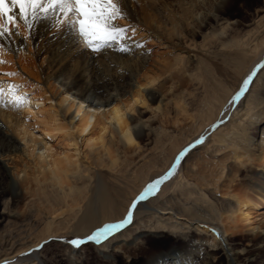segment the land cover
I'll return each instance as SVG.
<instances>
[{
  "label": "bare ground",
  "instance_id": "obj_1",
  "mask_svg": "<svg viewBox=\"0 0 264 264\" xmlns=\"http://www.w3.org/2000/svg\"><path fill=\"white\" fill-rule=\"evenodd\" d=\"M228 1L120 0L127 18L119 23L135 27L133 39L143 45L128 53L117 47L93 53L67 32L50 35L47 21L26 47L21 37L4 41L11 60H41L47 91L58 88L49 99H59L38 133L28 116L39 117L34 109L44 101L20 80L0 81V262L57 264L63 255L71 264H90L93 250L97 264H264V211L244 243L228 233L237 212L250 223L256 217L250 204L260 200L256 209H264V70L231 100L264 60V4L242 30L223 16ZM148 39L169 49L166 60L151 58ZM9 84L18 86L14 94ZM14 96L23 98L18 107ZM146 99L151 114L144 119L148 108L138 106ZM96 125L88 162L51 143L62 135L78 147ZM186 148L128 223L99 244L84 239L122 220ZM76 238L83 241L78 248L70 244ZM151 239L167 244L154 247ZM29 248L36 250L18 256ZM54 248L60 254L50 253Z\"/></svg>",
  "mask_w": 264,
  "mask_h": 264
},
{
  "label": "snow or ice",
  "instance_id": "obj_2",
  "mask_svg": "<svg viewBox=\"0 0 264 264\" xmlns=\"http://www.w3.org/2000/svg\"><path fill=\"white\" fill-rule=\"evenodd\" d=\"M126 18L127 14L120 0H0V49L5 47V40L11 42L14 37H21V47H26L24 42L32 39L36 27L47 21L50 26V35L55 36L61 32H67L72 36L74 44L82 45L93 53H100L105 48L111 47H117L120 52L128 53L132 50L133 45L136 47H143V45L136 43L133 39L137 31L135 27L119 23L121 19ZM22 26L24 31L20 30ZM3 62L0 60V63ZM257 69L264 70V60L258 63L243 79L239 90L232 95V101L239 100L245 94L250 82L257 74ZM7 75H14V73H7ZM17 88L16 85H8L10 94H14ZM3 94L4 88L0 87V95ZM22 99L21 96H14L12 102L18 107L21 105ZM202 140L203 136L196 142L200 143ZM186 151L187 148L181 151L175 157V162L168 171L146 185L143 191L131 201V206L126 210L127 214L122 220L104 224L103 227L96 228L84 239L99 244L101 240L128 223L137 202L154 194L158 186L174 173L177 163ZM213 231L215 232L214 229ZM215 234L221 235L220 233ZM82 243L83 241L79 238L70 241V244L77 248ZM42 247L41 243L36 245V249ZM36 249L29 248L27 252L18 253V256L25 257ZM0 264H10V262L4 260Z\"/></svg>",
  "mask_w": 264,
  "mask_h": 264
},
{
  "label": "rangeland",
  "instance_id": "obj_3",
  "mask_svg": "<svg viewBox=\"0 0 264 264\" xmlns=\"http://www.w3.org/2000/svg\"><path fill=\"white\" fill-rule=\"evenodd\" d=\"M264 0H229L227 5L225 6V14L223 15L226 19L230 20H236L239 22L238 28L245 30L248 28V24H251L252 20L256 17V12L260 10V8L263 6ZM198 40L200 41L201 38L199 37ZM147 46L149 48L151 58L158 59L160 61L166 60L168 48H164L160 45H158L155 41L152 40H146ZM90 50V49H89ZM150 58V62L152 61ZM0 60L4 61L3 63H0V81H13V80H20L19 83L27 87L30 96H35V98L43 100L44 105L41 107V112L38 110V108H35L36 116H28V122L31 124L32 127H35V130L39 133V128L42 127V120L44 121L50 113L53 112L54 108H57L58 99L59 96L56 99H49L51 96V91H56L57 85L54 87L52 86L49 91H47V86L44 85L43 81H41V77L39 75V69L38 64L41 61L37 58H22L21 57H15L11 60L7 55L6 52L0 49ZM19 60V62L17 61ZM148 67H153L148 64ZM7 73H14V75H7ZM49 88V87H48ZM145 87H143L144 89ZM48 97V98H47ZM129 97V96H126ZM125 98V97H124ZM25 99V98H24ZM46 99V100H45ZM176 100H174L175 103ZM151 106V101L146 99L145 105H139L138 107L140 109H146L148 106ZM38 110V111H37ZM39 112V113H37ZM70 112H73V108ZM151 110L148 108L145 112L144 119L150 117ZM138 113L137 110L133 111L132 114L136 115ZM171 122H168V126L172 128V124L174 123V120L176 117L171 115ZM41 118V119H40ZM40 119V120H38ZM100 129V125H96L95 129L92 133L87 134L83 141H79L78 147L73 143V139L71 137L57 135L54 138H51V143L54 146L55 150L60 153L75 155L76 157L80 158L82 161L88 162L87 159L89 155V141L88 139L90 137L97 136L98 131ZM210 130V129H209ZM209 132V131H207ZM205 132L202 134L203 136L207 134ZM153 146L150 145V147ZM78 148V152H77ZM258 170H262V167H257ZM239 197H241L242 200H245V194L239 193ZM260 200H255L250 205V211L253 212V215L256 216L253 220H251L250 223L244 222L241 220V212H237L235 217L237 219L235 221L229 222V230L228 233L233 236V238L239 242L244 243V236L247 234L248 229L254 225V222L258 221L261 216H258L257 214L261 211H264V209L257 210V203H259ZM250 203V202H249ZM249 206H243V210H245ZM1 211V207H0ZM254 221V222H252ZM64 238H71L72 235L70 234H64L62 235ZM151 246H159V245H165L167 244L166 240L162 242V240L159 242L157 239H151L149 241ZM50 253H57L60 254L59 249L54 248ZM58 263L57 264H71L68 262L67 258L63 255H57ZM90 264H97L95 263V254L94 251L91 250L90 252ZM259 263V260L256 261ZM256 262H252V264H255ZM103 264V263H98ZM108 264V263H106Z\"/></svg>",
  "mask_w": 264,
  "mask_h": 264
}]
</instances>
